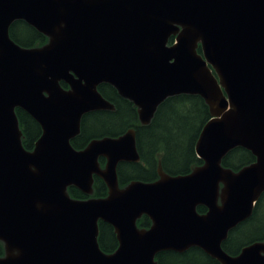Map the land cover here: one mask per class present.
I'll use <instances>...</instances> for the list:
<instances>
[{"label": "water", "instance_id": "1", "mask_svg": "<svg viewBox=\"0 0 264 264\" xmlns=\"http://www.w3.org/2000/svg\"><path fill=\"white\" fill-rule=\"evenodd\" d=\"M15 22L47 42L17 44ZM100 85L130 102L141 126L168 98H202V165L177 176L158 166L156 181L120 188L117 166L140 160L134 129L71 145L84 115L115 111ZM16 109L41 129L31 151ZM236 148L255 161L233 171L222 160ZM94 176L106 197L69 196L92 195ZM263 193L264 0H0V264H158L159 253L193 247L218 264H264V242L236 256L222 249ZM142 216L148 229L136 225ZM99 222L114 231L113 253L99 247Z\"/></svg>", "mask_w": 264, "mask_h": 264}, {"label": "trees", "instance_id": "2", "mask_svg": "<svg viewBox=\"0 0 264 264\" xmlns=\"http://www.w3.org/2000/svg\"><path fill=\"white\" fill-rule=\"evenodd\" d=\"M10 37L24 47L41 46L46 39L23 22H15L9 31ZM173 38H170L171 44ZM200 53V48H198ZM64 87V85H62ZM66 88V87H64ZM102 96L113 103L115 111H95L84 115L80 123V134L71 142L73 148L81 150L93 139L118 137L129 129L135 130L136 148L140 156L138 163H120L117 178L120 188L131 181L153 182L158 179L157 167L166 174L187 175L202 161L195 154V144L203 126L210 120L209 109L199 96L179 95L166 99L156 110L151 122L141 126L134 106L121 99L109 85L98 87ZM19 127L22 131V145L32 150L41 135L39 125L20 109H16ZM255 158L246 150L236 148L222 160V166L238 171L254 162ZM104 165V159L99 160ZM73 199L83 200L86 196L75 188H69ZM107 196L102 180L94 177L93 197ZM199 214L206 213L203 206L197 207ZM140 228H148L150 221L143 216L137 221ZM255 242H264V194L254 206L252 215L245 222L232 229L222 243V249L231 256L239 254L242 248ZM98 243L101 251L113 253L117 240L111 226L99 222ZM0 243V256H3ZM158 264H218L199 248L193 247L183 253L172 251L156 255Z\"/></svg>", "mask_w": 264, "mask_h": 264}, {"label": "flooded vegetation", "instance_id": "3", "mask_svg": "<svg viewBox=\"0 0 264 264\" xmlns=\"http://www.w3.org/2000/svg\"><path fill=\"white\" fill-rule=\"evenodd\" d=\"M61 84L64 85V87H66V84H64V83H61ZM64 87H63V88H64ZM73 140H75V138H74ZM73 140H71V142H72ZM148 228H149V227H148Z\"/></svg>", "mask_w": 264, "mask_h": 264}]
</instances>
